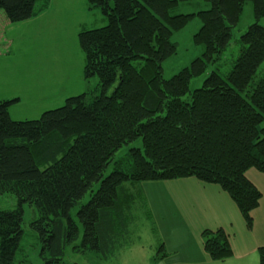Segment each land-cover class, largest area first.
I'll return each instance as SVG.
<instances>
[{
    "label": "trees",
    "instance_id": "1",
    "mask_svg": "<svg viewBox=\"0 0 264 264\" xmlns=\"http://www.w3.org/2000/svg\"><path fill=\"white\" fill-rule=\"evenodd\" d=\"M179 1H203L210 9L171 16ZM249 1L260 21L264 0H87L107 20L105 27L79 35L85 78L98 77V88L36 121L10 118L19 100L0 103V195L17 199L15 210L0 211V264H27L19 262H27L19 257L25 205L35 209L30 227L41 244L42 264H65L80 236L77 223L84 228L82 249L105 253L123 235L124 208L132 202L122 200L126 183L195 178L217 185L253 227L252 212L263 195L246 173H264V76L255 80L264 62V27L251 25L236 40L232 61H224ZM49 5L0 0V12L21 24ZM195 17L202 26L193 41L205 53L166 80L163 63L177 50L172 35ZM215 61L221 64L191 92L192 81ZM137 140L143 149L114 162ZM89 194L76 221L72 211ZM204 236L211 260L233 257L225 230ZM258 253L264 264V246Z\"/></svg>",
    "mask_w": 264,
    "mask_h": 264
},
{
    "label": "rangeland",
    "instance_id": "2",
    "mask_svg": "<svg viewBox=\"0 0 264 264\" xmlns=\"http://www.w3.org/2000/svg\"><path fill=\"white\" fill-rule=\"evenodd\" d=\"M209 9L210 5L203 1H179L170 15L196 14ZM49 11L45 20L39 18L32 23L21 24L9 23L0 12V103L19 100L9 110L10 118L16 122L39 120L44 113L63 107L67 99L99 86L98 77L85 78L86 58L80 48L79 35L105 27V17L99 9H90L87 0H56ZM257 22L264 27V18L260 21L255 18L253 3L249 1L244 6L238 26L233 29V42L227 53L228 59L224 61H232L230 56L236 51V40ZM201 26L200 18L195 17L183 30L173 33L171 41L177 50L163 63L164 79H171L194 60L203 57L205 47L193 41ZM233 58H237L236 54ZM219 64L220 61L210 63L206 74L192 81L191 92L200 89ZM263 76L264 62L255 80ZM137 148L143 149L142 140L123 147L114 162L127 158L130 150ZM113 169L114 164L109 166L106 174L112 173ZM253 174L250 180L264 187L261 182L264 173L254 170ZM201 183L193 178L178 182L124 184L126 192L122 200L128 198L132 202L124 208L120 240L110 244L105 253L83 250L84 228L77 223L80 236L69 248L65 264H259L258 254L256 259L250 256L236 263L233 259L209 258L204 250V233L209 231L206 224L225 217L220 197L224 192L220 191L218 195L217 189L203 187ZM90 198L89 194L73 209L72 216L76 221L79 209ZM16 208L15 196L0 195V211ZM24 210V236L19 257L27 262H19L42 264L41 244L37 233L30 227L35 209L25 205ZM238 216L242 227L235 224L229 237L235 251L244 252L259 245L261 239L257 233V237L250 235L242 215Z\"/></svg>",
    "mask_w": 264,
    "mask_h": 264
},
{
    "label": "crops",
    "instance_id": "3",
    "mask_svg": "<svg viewBox=\"0 0 264 264\" xmlns=\"http://www.w3.org/2000/svg\"><path fill=\"white\" fill-rule=\"evenodd\" d=\"M55 1L56 0H50V5H49L48 10H46L43 14H41V16L27 21V23H32V22L38 20L39 18L45 20L47 13H50V11H49L50 7H53L55 5ZM254 170L255 169H251V170L247 171L246 177L250 182H252L262 192L263 197H262L259 208H257L256 210H254L252 212L253 227L251 229H248V232L250 235L253 234V236H255V237H257L255 233H257L258 237H260L261 241L259 242V245H257V246L255 245V246L249 248L248 251H244V252L235 251L233 244L231 242V245H232V248L234 251V255L231 259H233V261H235L234 263L241 261L245 258H248L250 256H252L253 259L254 258L256 259L257 254L259 255V253H258L259 248L264 246V187L261 188L257 183H254L252 180H250V175H254L253 174ZM187 179H193V178H187ZM182 180H185V179H178V180H174L171 182H178V181H182ZM259 181H261V180H259ZM261 182L263 183V186H264V180H262ZM201 185L203 187H208L210 189L211 188L217 189L216 191H217L218 195H220V191L221 192L223 191L217 185H205L203 183H201ZM213 186H216V187H213ZM225 193L226 192H224L223 194L226 195L227 193L226 194ZM224 195L221 194L220 197L223 200L221 209L223 208V213L225 214V217L223 219H218L216 221L210 222L209 224H206V229H208L209 231H213V232L220 230V229H223L228 233V235H229V233H230V235H232V233L230 231H234L235 224H239L242 227V224L239 221V216H238V215H240V212H239L238 208L236 207V205L234 204V202L232 201V199L229 197V195L227 194L226 195L227 197ZM229 213L231 216H228ZM225 219H227V220L223 221ZM234 220H236V221H234ZM229 238L231 241V237H229ZM257 261H258V258H257ZM259 263H260V258H259Z\"/></svg>",
    "mask_w": 264,
    "mask_h": 264
}]
</instances>
